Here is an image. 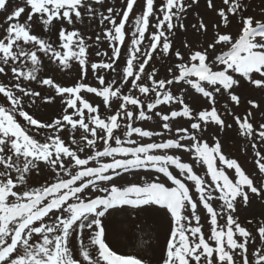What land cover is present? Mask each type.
I'll list each match as a JSON object with an SVG mask.
<instances>
[{
    "label": "snow or ice",
    "instance_id": "obj_1",
    "mask_svg": "<svg viewBox=\"0 0 264 264\" xmlns=\"http://www.w3.org/2000/svg\"><path fill=\"white\" fill-rule=\"evenodd\" d=\"M136 2L125 0L121 9L109 6L98 12L105 0H0V264H151L137 255L118 254L106 242L105 221L129 211L167 218L160 264H264V220L254 234L235 216L238 206H249L253 197L264 201V123L252 122L253 109L264 112V8L246 15L245 0H222L219 8L206 0L219 19L211 24L200 19L192 28L207 39L203 45L186 40L188 51L173 53L169 37L177 27L185 29L181 16L198 0H162L159 9L156 0H144L129 37L126 25ZM97 17L104 27L96 42L103 37L111 55L96 52L107 60L90 64L98 81L92 86L85 82L91 38L77 25ZM236 18L235 34L221 31ZM48 33L56 35L58 44ZM126 38L130 43L120 65ZM157 53L175 56L160 79L151 67ZM41 54L61 70L77 62L79 80L62 86L53 77H41ZM106 70L116 75L107 80L100 74ZM174 85H187L203 104L195 108L172 91ZM245 88L262 95L246 99L248 111L241 117L230 105H241ZM217 97L226 101L223 110ZM38 99L52 107L58 103L61 112L48 119L37 116ZM162 105L175 107L164 111ZM229 116L238 135L251 141L256 176L225 154L217 135L212 143L203 135L210 126L217 132L232 129ZM154 118L160 131L137 124ZM178 118L188 127L176 126ZM173 129L175 135L165 138ZM173 150L190 153L193 163ZM194 163L206 168L205 176L197 174ZM135 170L158 175L117 182L122 172ZM227 170H234V176ZM33 175L45 176V182L32 186ZM201 211L210 234L203 231Z\"/></svg>",
    "mask_w": 264,
    "mask_h": 264
},
{
    "label": "rangeland",
    "instance_id": "obj_2",
    "mask_svg": "<svg viewBox=\"0 0 264 264\" xmlns=\"http://www.w3.org/2000/svg\"><path fill=\"white\" fill-rule=\"evenodd\" d=\"M14 2V0H13ZM162 0H156V7L159 9V5ZM187 4H191V0H185ZM217 8L223 7L222 0H214ZM245 2L249 5V10L245 13L246 15H256L259 13L261 8H264V0H245ZM144 0H137L134 5V10L130 14V19L128 24L126 25V31L129 33V37L131 35V29L133 27V21L135 17L139 14H142ZM114 7L116 9H121L125 6V0H105V7L101 8L97 6L98 12H106V7ZM11 10V7H10ZM200 19H204L206 23H215L218 21V16L210 9L207 8L206 0H198L197 4L191 5L190 9H186V11L181 16V21L185 25V29H180L177 27L173 34L170 35V39L173 42V53L176 50H180L181 52L186 53L188 50L183 47L184 41H190L194 45H203L206 36L199 35L192 28L193 24H197ZM3 20V15L0 14V22ZM153 19V23H154ZM174 23H177L174 21ZM81 29V32L86 37H90L91 39L87 40L89 44L88 50V59H89V71L87 77L85 78V82L92 85L97 86L98 81L95 79V75L91 72L90 64L92 62H98L100 60H107L105 56H96V52H107L108 55H111V49L108 45V42L103 40L101 37V41L99 43L96 42V36L98 34H102L103 25L99 24V17L95 21H89L85 19L84 24L77 25ZM154 31V28L149 29V33ZM221 31H230L235 34L238 31V18L233 19L231 23V27L229 29H221ZM214 30L209 27L208 36L213 34ZM47 38L52 40L53 42L57 41V37L54 33H48ZM130 43V39L126 38L125 45L122 46V55L120 60V65L124 63V59L126 56V49L128 44ZM147 44V40L145 41ZM42 55V65L40 68L39 75L41 77L50 76L55 79L56 82L60 83L62 86H73L80 78L79 65L77 62L72 61L71 66L68 69L61 70L57 64L51 63L47 57ZM175 62V56L171 55L169 57H162L159 53L156 54L154 59L151 62V67H154L158 70L157 79L164 78L167 75V68L171 66ZM149 67V71L151 70ZM120 71V68H117V72ZM104 75L107 80L112 79L116 74L111 71H102L100 73ZM3 78L0 77V80ZM36 90H41V86L36 84L35 82L31 85ZM126 91V90H125ZM172 91L177 94H183L186 98V101L193 105L195 108H199L203 104V98L199 96V94L195 93L193 89H190L187 85H174L172 86ZM86 98L90 101L99 102V98L94 97L92 94H84ZM241 95L245 98L244 101L239 106L230 105L233 108V111L240 115L244 116L246 111H248V105L246 104V99L249 96H256L257 99L261 97L260 92H254L247 88L241 90ZM218 99V107L223 110L225 100L217 97ZM27 104V101L25 102ZM38 108L35 109L37 116L42 117L43 119H48L49 116H53V114L58 115L61 112V108L57 103L56 107L48 106L42 99L37 100ZM171 107L162 105L160 106V110L169 111ZM30 110L31 109H26ZM253 111V123L254 126H258L259 123H264V112H259L255 109ZM103 112V110H102ZM22 121V118H19ZM228 123H233V128L230 130H226L224 132H217L215 126H210L206 133H204L205 139H208L209 143H212L211 137L213 135H217L222 142L223 150L225 154L229 158H236L241 166L246 170L247 173L252 176H256L258 173V169L255 167L254 161V152L250 148L251 141H246L245 138L240 137L238 135V131L236 125L234 124L232 118L229 116L227 118ZM139 126H143L149 128L150 130L160 131V127L158 124V119L154 118L151 121H139L137 122ZM178 127H188L187 122H185L182 118H178L175 122ZM175 135V129L171 133H165V138L173 137ZM41 138V137H38ZM145 141L151 142L149 138H144ZM159 141V137L156 138ZM261 148H264V145H260ZM175 154L180 155L182 160L185 162L193 163V157L190 153H183L177 150H173ZM174 174L179 175L178 170L171 169ZM194 170L197 174L201 176H205L206 168L202 166L200 163H194ZM231 176H234V170H227ZM149 175L151 177H155V172L145 173L144 170H135L134 172L121 173V176L117 179V182L120 184H127L130 182L140 181L141 177ZM46 177L41 175H33L29 181L32 186H38L41 183L45 182ZM162 180L170 185V181H167L166 178L162 177ZM191 187L192 182H187ZM193 194L195 197L194 188ZM217 206V211H219L218 202H214ZM201 215V224L203 227V231L206 234H210V225L205 218V214L201 211L199 213ZM235 216L238 217V222L248 228L249 231L255 234V229L258 227L260 221L264 220V201H261L259 198H252V202L249 206L245 207L243 204L238 206V211L235 213ZM248 220H252V224H248ZM220 223H225V219H221ZM106 226V242L109 246L116 251L118 254L122 255H137L145 258L146 260L151 261V264H160V257L163 254V250L166 247V238L169 232V224L167 218L163 213H155L152 211L140 212L136 213L134 211H129L126 215H117L110 220L105 221ZM78 247V246H77ZM254 251V249H252ZM239 264V261L237 262Z\"/></svg>",
    "mask_w": 264,
    "mask_h": 264
}]
</instances>
